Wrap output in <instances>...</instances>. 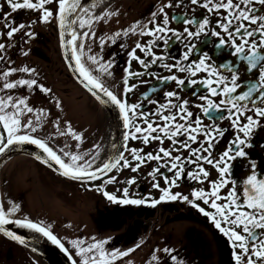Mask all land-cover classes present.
Returning <instances> with one entry per match:
<instances>
[{
    "label": "snow or ice",
    "instance_id": "6c2138e0",
    "mask_svg": "<svg viewBox=\"0 0 264 264\" xmlns=\"http://www.w3.org/2000/svg\"><path fill=\"white\" fill-rule=\"evenodd\" d=\"M5 3L11 11L0 15V29H7L8 41L0 42V62L7 65L5 70H0V156L34 146L38 150L35 160L63 178L101 194L112 205L155 208L162 202L182 201L210 220L227 238L235 264H264V171H258L264 168V161L252 158L249 151L256 147L254 138L264 129V0H188L193 13L197 9L205 10L191 17L186 13H173L170 17L166 9L181 5L186 8L188 4L185 0H175V4L167 0L147 21L136 20L99 37L94 25L107 24L120 15L108 0H5ZM53 4L54 9L48 7ZM22 9L37 13L36 19L13 26L11 13ZM2 11L3 5H0ZM53 21L69 71L101 105L117 113L122 142H114L113 137L110 155L100 142L82 150L86 139L83 131L75 130L70 121H47L48 109L30 105L29 95L13 94L22 89L31 94L38 89L57 110H63L52 89L39 82L37 69L12 67L8 55L17 33L33 39L35 33L29 30L33 25ZM172 23L182 24L183 29L172 28ZM130 37L136 39L134 46L126 49L121 91L116 92L107 83L114 79L115 58L106 60L103 53L107 45ZM145 37L148 39L142 43ZM175 43H180L184 50L173 58L170 45ZM209 45L211 53L205 50ZM120 47L125 49L123 43ZM155 49H162L163 54H157ZM137 51L142 55H137ZM22 54L28 56L29 52L22 50ZM169 59L175 62L168 63ZM133 61L139 70L132 69ZM241 65L250 77L246 82L241 80ZM153 66L169 74L161 75ZM176 73L185 74L184 78ZM17 74L23 75L13 79ZM146 76L164 85L174 82L180 90L191 89L190 95L200 102H190L173 90L163 92V103L150 99L147 94L141 102L129 103L128 94L139 87V83L130 81L143 83L142 78ZM152 91L156 89L153 87ZM144 101L156 105L155 109L145 111ZM150 116L153 118L149 119ZM205 119L210 123L205 124ZM224 120L229 122L227 126L220 123ZM46 121L54 124L55 133L42 137L38 133ZM57 136L70 138L73 143L65 141L57 147L52 143ZM129 141H140L145 147L158 143V147L145 152L144 148L129 147ZM165 141L169 142L167 148ZM222 141L224 147L218 151ZM260 147L264 149V144ZM244 160L250 174L238 181L233 178L234 162ZM153 161L156 166L147 172L146 179L150 178L151 188L157 190L158 197L136 198L131 191L137 184L136 177L120 180L118 175L123 170L139 173ZM185 179L200 187L193 188L188 195L173 191ZM117 183L125 185L118 190L119 196L107 191L108 185ZM8 205L5 209L0 203V234L28 246L25 236L8 226L26 230L54 245L68 264H117L141 246L110 250L106 246L112 237L93 236L91 242L58 237L52 224L22 215L21 205L11 200ZM31 250L37 251L36 247ZM166 261L186 264L170 246L154 248L146 264H166ZM125 264H134V261L125 260Z\"/></svg>",
    "mask_w": 264,
    "mask_h": 264
},
{
    "label": "flooded vegetation",
    "instance_id": "af4514ba",
    "mask_svg": "<svg viewBox=\"0 0 264 264\" xmlns=\"http://www.w3.org/2000/svg\"><path fill=\"white\" fill-rule=\"evenodd\" d=\"M108 2L119 11L120 15L118 18L114 17L107 24L101 22L94 25L98 37L111 34L136 20L147 21L150 14L163 3H167V0H108ZM173 3L175 4V0ZM185 4H188V7L185 8L184 5H181L166 9V11L170 17L173 13L178 15L186 13L191 17L193 15L199 16L205 12L203 9H197L193 13V6L188 3V0H185ZM0 5H3V11L0 15L8 14L11 11L5 0H0ZM48 7L54 9L55 4ZM36 17L37 13L22 9L11 13L10 21L13 26H18L20 23H31ZM170 26L177 30L183 29L182 24L172 23ZM29 30L35 33V38L29 39L22 33H17L13 37L11 43L14 46L8 49V55L13 62L11 66L36 68L39 73V82L52 89V95L61 101L63 110H57L47 97L39 93L38 89L31 94L28 93L27 89H22L13 94L29 95L30 105L48 109L47 121L56 119H60L62 122L70 121L75 130L83 131L86 139L82 145V150H87L94 142H100L108 150L107 154H112L113 137L115 138L114 142L117 143L116 128L112 118L76 82L75 74L67 68L63 50L60 47L56 22L53 21L47 25L37 23ZM0 32L3 33L0 35V42H8L7 29H0ZM135 39V37L126 38L123 41H118L115 45L109 44L105 47L103 53L105 59L114 57L116 61V67L113 69L114 79L107 81L108 85L116 92L121 91V74L127 61L126 49L134 46ZM147 39L145 37L141 42L143 43ZM26 40L27 43H25ZM121 43L125 45V49L120 47ZM22 50L28 51L29 55L24 56ZM93 50H96L95 44ZM183 50L180 43L170 45L173 58L179 57ZM205 50L211 53V45ZM155 51L157 54H163L162 49H155ZM137 55L142 54L137 51ZM229 59L233 58L229 57ZM174 62V59L168 60V63ZM6 67L5 63L0 62V70H5ZM132 69L139 70L135 61L132 63ZM153 70L161 75L169 74L155 66H153ZM21 75L23 74H17L13 79L20 78ZM176 75L184 78L185 74L176 73ZM142 79L145 82L130 81V83H139V87L133 93L128 94L129 103L141 102L144 94L158 103H163V92L173 90L177 91L182 98L189 99L190 102H200L190 95L191 89L180 90L174 82L164 85L152 77L146 76ZM249 79L250 77L241 65V80L246 82ZM75 87L82 91L90 99V102H93L96 114L93 116V123H83L74 117L72 100ZM153 87L156 89L155 92L152 91ZM62 95H65L66 99H62ZM216 99L218 101L219 98ZM155 107L156 105L144 101L145 111H153ZM193 111L196 112L197 110L193 109ZM152 118L149 117V119ZM47 121L38 133L42 137L55 133L54 124ZM204 123L208 124L210 121L205 119ZM220 123L222 126L229 124L227 120ZM65 141L70 144L73 143L70 138L59 136L52 143L59 147ZM253 142L256 147L249 150L252 158L257 161H264V149L260 147L261 144H264V129L257 133ZM129 147L144 148V151L147 152L157 148L158 143L145 147L140 141H129ZM164 147H169L168 141H165ZM223 147L224 142L222 141L217 146V150H222ZM37 151L28 147L22 150H13L0 156V203L5 206V209L9 207L8 201L11 200L21 205L22 215H28L33 221L43 220L46 224H52L54 234L65 239L80 238L91 242L93 236L97 239L112 237L106 246L110 250H127L128 248H135L137 244L141 245L129 257L119 260L117 264H125V260L128 259L134 261V264H146V261L150 259L152 250L164 246L175 248L178 256L184 259L186 264H235L232 258L233 250L227 238L215 229L210 220L191 208L190 205L182 201L162 202L155 208L146 205H112L101 194L88 190L87 186H82L79 182L63 178L30 156ZM125 155L128 154L125 153ZM155 166L156 162L153 161L143 166L139 173L123 170L118 178L126 180L135 176L137 184L132 186L131 191L135 192L136 198L148 195L155 198L158 197V192L151 188L150 178L146 179L147 172ZM258 171H264V168H258ZM161 172L171 176V173H167L165 169H161ZM249 174L246 160L234 162V179L241 181ZM214 175L213 173V177ZM96 183L100 182L97 181ZM160 183L163 185V176L160 177ZM124 186L122 183L108 185L107 191L119 196L118 190ZM197 187L200 185L185 179L173 191L188 195L193 188ZM226 191L227 189L224 190V193ZM66 225H71V227H66ZM8 227L10 230H15L17 234L25 236L29 243L28 246L19 245L0 234V264H68L66 257L44 238L34 236L26 230L15 229L12 225ZM32 247H36L37 251L33 252Z\"/></svg>",
    "mask_w": 264,
    "mask_h": 264
},
{
    "label": "rangeland",
    "instance_id": "374dc122",
    "mask_svg": "<svg viewBox=\"0 0 264 264\" xmlns=\"http://www.w3.org/2000/svg\"><path fill=\"white\" fill-rule=\"evenodd\" d=\"M62 96V99H66L65 95ZM89 100L90 99L82 91L75 87L72 100L74 111L73 115L77 118V120H81L83 123H93V116L96 115L95 106L93 102H90Z\"/></svg>",
    "mask_w": 264,
    "mask_h": 264
},
{
    "label": "water",
    "instance_id": "95a60500",
    "mask_svg": "<svg viewBox=\"0 0 264 264\" xmlns=\"http://www.w3.org/2000/svg\"><path fill=\"white\" fill-rule=\"evenodd\" d=\"M74 78L76 80V82L85 90L87 91L79 82H78V79H77V76L74 75ZM88 92V91H87ZM89 93V92H88ZM90 94V93H89ZM91 95V94H90ZM92 96V95H91ZM93 97V96H92ZM94 98V97H93ZM95 99V98H94ZM96 100V99H95ZM97 101V100H96ZM98 102V101H97ZM99 103V102H98ZM100 104V103H99ZM101 105V104H100ZM101 107L106 111V113L112 118V121H113V125L115 126L116 128V134H117V143H121L122 142V136H121V128L118 126L119 125V122L117 120V113L115 110H113L111 107H108V106H104V105H101ZM28 147H32L33 150H35L34 146H25L24 148H28ZM36 153H33V154H30V156L34 157Z\"/></svg>",
    "mask_w": 264,
    "mask_h": 264
}]
</instances>
